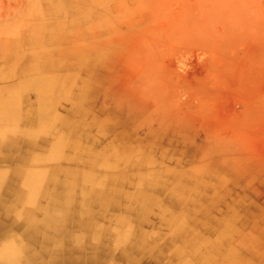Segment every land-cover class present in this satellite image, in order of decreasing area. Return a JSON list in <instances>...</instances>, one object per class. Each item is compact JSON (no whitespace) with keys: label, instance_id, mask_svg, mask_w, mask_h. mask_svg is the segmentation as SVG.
Masks as SVG:
<instances>
[{"label":"rangeland","instance_id":"obj_1","mask_svg":"<svg viewBox=\"0 0 264 264\" xmlns=\"http://www.w3.org/2000/svg\"><path fill=\"white\" fill-rule=\"evenodd\" d=\"M79 1L80 14L64 0L63 13L41 18L50 0H0V83L62 82L57 110L74 113L77 157L99 156L93 170L62 166L97 176L93 214L112 226L114 256L139 258L107 264H264V0ZM74 20L97 63L31 71L29 30ZM25 96L38 113V93ZM130 180L148 204L136 205Z\"/></svg>","mask_w":264,"mask_h":264},{"label":"crops","instance_id":"obj_2","mask_svg":"<svg viewBox=\"0 0 264 264\" xmlns=\"http://www.w3.org/2000/svg\"><path fill=\"white\" fill-rule=\"evenodd\" d=\"M50 1L46 9L42 6L38 9L39 17L58 16L66 9L64 0ZM73 1L79 6L76 10L80 14L81 2ZM82 22L74 20L69 28L58 24L29 30L31 35L24 42L36 50L28 60L29 69L34 72L53 70L57 62L66 66L71 57V61L75 60L72 67H77L82 73L91 63L96 64L98 59L92 53L94 50L78 44L79 37L86 35L80 27ZM65 43L71 44L72 49L65 48ZM6 78L9 77L4 76L0 83V264H107L113 259L137 261L139 258L131 257L127 252L114 256L110 246L118 241L114 242L112 226L102 223V217L93 214L94 207L103 204L97 176L91 171H73L62 166L73 163L93 170L98 167L99 156L96 154L95 160L77 157L78 146L71 139L76 132L73 129L76 126L70 120L74 113L60 114L62 112L57 110L58 96L54 84L61 81L31 78L12 85ZM32 91L38 93V113L33 112L31 100L25 96ZM23 121L31 125L22 126ZM48 121H52L53 126L43 125ZM32 124L39 125L34 127ZM58 125L65 130L66 136L60 131L56 135L54 127ZM44 131L47 139L40 140L38 135ZM67 145L75 154H63ZM24 147L40 148L47 154L40 157L29 153L17 155L16 152ZM104 165V168L111 169V164L105 162ZM129 178L134 179L135 176ZM74 180H78L77 187ZM143 184L133 183L135 191L132 196L140 199L136 205H146V200L152 197L148 191H142ZM150 187L151 191L163 192L158 185ZM91 193L94 199L89 201ZM124 193L131 196L128 189Z\"/></svg>","mask_w":264,"mask_h":264},{"label":"bare ground","instance_id":"obj_3","mask_svg":"<svg viewBox=\"0 0 264 264\" xmlns=\"http://www.w3.org/2000/svg\"><path fill=\"white\" fill-rule=\"evenodd\" d=\"M56 36V35H55ZM42 39V38H41ZM29 44H31V42L29 43ZM37 45V44H36ZM43 54H47V53H43ZM39 56V55H38ZM45 56V55H44ZM34 59V58H33ZM55 61V60H54ZM41 62V61H40ZM44 62V61H43ZM53 63V62H52ZM51 64V63H50ZM49 64V65H50ZM53 64H51V66H52ZM88 65V64H87ZM54 67V66H53ZM53 67H51V68H53ZM48 68H50V67H48ZM67 123V122H66ZM72 127V126H71ZM73 129H75V127H73Z\"/></svg>","mask_w":264,"mask_h":264}]
</instances>
